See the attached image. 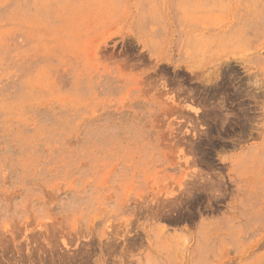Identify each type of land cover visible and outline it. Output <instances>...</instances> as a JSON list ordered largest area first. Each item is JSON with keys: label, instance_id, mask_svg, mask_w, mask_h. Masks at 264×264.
I'll return each mask as SVG.
<instances>
[{"label": "rangeland", "instance_id": "374dc122", "mask_svg": "<svg viewBox=\"0 0 264 264\" xmlns=\"http://www.w3.org/2000/svg\"><path fill=\"white\" fill-rule=\"evenodd\" d=\"M263 180L264 0H0V264H264Z\"/></svg>", "mask_w": 264, "mask_h": 264}, {"label": "crops", "instance_id": "0c3cea01", "mask_svg": "<svg viewBox=\"0 0 264 264\" xmlns=\"http://www.w3.org/2000/svg\"><path fill=\"white\" fill-rule=\"evenodd\" d=\"M248 154L249 155H246L243 158L246 160L248 165H252L255 161V158L252 152ZM236 181H240L239 177ZM208 229V226L205 224V219L202 218L199 220L196 228L193 231V233L196 235L195 239L197 241L196 245L192 248L190 255L191 262L193 264H203L205 261H208L212 254L216 251L217 240H214V237L211 235L213 233L212 229L211 232Z\"/></svg>", "mask_w": 264, "mask_h": 264}]
</instances>
